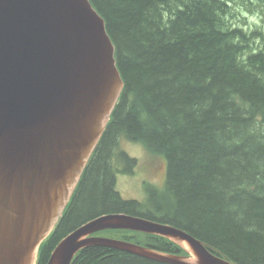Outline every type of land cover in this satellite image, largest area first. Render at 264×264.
Segmentation results:
<instances>
[{
  "label": "trees",
  "instance_id": "16d2710c",
  "mask_svg": "<svg viewBox=\"0 0 264 264\" xmlns=\"http://www.w3.org/2000/svg\"><path fill=\"white\" fill-rule=\"evenodd\" d=\"M91 2L105 19L125 87L37 264H48L79 226L110 213L183 229L237 264H264V45L255 44L258 34L230 25L231 0ZM122 140L167 161L165 186H147L144 202L116 190V174L136 166L120 149ZM119 233L118 239L185 255L163 237ZM73 264L165 263L95 246L81 250Z\"/></svg>",
  "mask_w": 264,
  "mask_h": 264
},
{
  "label": "water",
  "instance_id": "95a60500",
  "mask_svg": "<svg viewBox=\"0 0 264 264\" xmlns=\"http://www.w3.org/2000/svg\"><path fill=\"white\" fill-rule=\"evenodd\" d=\"M116 47L91 0H0V264H37L124 91ZM163 237L189 253L159 252L99 235ZM165 264H237L183 229L126 213L69 233L48 264L89 247Z\"/></svg>",
  "mask_w": 264,
  "mask_h": 264
},
{
  "label": "rangeland",
  "instance_id": "374dc122",
  "mask_svg": "<svg viewBox=\"0 0 264 264\" xmlns=\"http://www.w3.org/2000/svg\"><path fill=\"white\" fill-rule=\"evenodd\" d=\"M232 15L229 23L234 27H242L247 32L257 33L255 44L264 45V0L255 3H246L247 0H231ZM262 36V37H260ZM120 149L130 157L136 159V166L130 173L121 171L116 174V190L127 200L144 202L147 197V186L163 188L167 180V161L159 155H154L138 143L127 140L120 142ZM103 235V234H101ZM111 238H118L115 232L106 234ZM122 240V239H120Z\"/></svg>",
  "mask_w": 264,
  "mask_h": 264
},
{
  "label": "flooded vegetation",
  "instance_id": "af4514ba",
  "mask_svg": "<svg viewBox=\"0 0 264 264\" xmlns=\"http://www.w3.org/2000/svg\"><path fill=\"white\" fill-rule=\"evenodd\" d=\"M112 231H117V234L119 235V237L120 236H122L120 233H119V231H127V230H110V231H104V232H101V234H103V236L104 235H106V234H110V233H112ZM118 239V238H117Z\"/></svg>",
  "mask_w": 264,
  "mask_h": 264
},
{
  "label": "bare ground",
  "instance_id": "6f19581e",
  "mask_svg": "<svg viewBox=\"0 0 264 264\" xmlns=\"http://www.w3.org/2000/svg\"><path fill=\"white\" fill-rule=\"evenodd\" d=\"M130 242V241H129ZM134 243V242H133ZM137 244V243H136ZM175 244V243H174ZM140 245V244H139ZM207 247V246H206ZM149 248V247H148ZM181 248V247H180ZM152 249V248H151ZM182 249V248H181ZM155 250V249H154ZM156 251H158V250H156ZM160 252V251H159ZM184 252H185V255L184 256H188L189 255V253H187L185 250H184ZM154 261V260H153ZM156 262H158V261H156Z\"/></svg>",
  "mask_w": 264,
  "mask_h": 264
}]
</instances>
